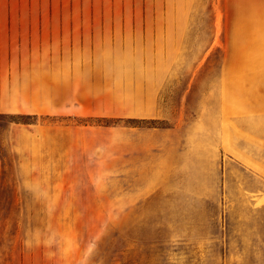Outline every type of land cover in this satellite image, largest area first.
<instances>
[{
    "label": "rangeland",
    "instance_id": "obj_1",
    "mask_svg": "<svg viewBox=\"0 0 264 264\" xmlns=\"http://www.w3.org/2000/svg\"><path fill=\"white\" fill-rule=\"evenodd\" d=\"M0 17L143 19L176 43L159 117L0 113V264H264V0H0ZM37 122L105 132L84 160L35 162L15 138Z\"/></svg>",
    "mask_w": 264,
    "mask_h": 264
},
{
    "label": "crops",
    "instance_id": "obj_2",
    "mask_svg": "<svg viewBox=\"0 0 264 264\" xmlns=\"http://www.w3.org/2000/svg\"><path fill=\"white\" fill-rule=\"evenodd\" d=\"M158 26L143 19L0 17V113L159 117L166 60L176 43ZM17 130L20 156L38 162V149L48 148L69 165L84 160L74 147L83 148L89 135L105 132L100 126L60 122ZM116 154L114 164L121 162Z\"/></svg>",
    "mask_w": 264,
    "mask_h": 264
}]
</instances>
